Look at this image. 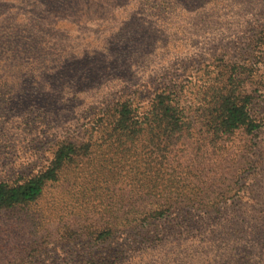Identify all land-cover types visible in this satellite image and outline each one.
I'll use <instances>...</instances> for the list:
<instances>
[{
    "label": "rangeland",
    "instance_id": "374dc122",
    "mask_svg": "<svg viewBox=\"0 0 264 264\" xmlns=\"http://www.w3.org/2000/svg\"><path fill=\"white\" fill-rule=\"evenodd\" d=\"M259 127L214 131L230 79ZM174 91L181 122L115 128ZM0 264H264V0H0Z\"/></svg>",
    "mask_w": 264,
    "mask_h": 264
},
{
    "label": "trees",
    "instance_id": "16d2710c",
    "mask_svg": "<svg viewBox=\"0 0 264 264\" xmlns=\"http://www.w3.org/2000/svg\"><path fill=\"white\" fill-rule=\"evenodd\" d=\"M232 81L233 78L226 85L228 88L225 93L213 104L214 131L229 133L244 127L252 132L259 125L251 119L249 96H241L238 92L239 86L235 87ZM157 98L158 102L146 112H140L130 101L120 102L115 110V128L123 135L138 133L141 126L147 123L149 115L153 118L167 119L170 128L178 126L184 114L174 91L163 92ZM74 152V144H62L55 154L51 167L46 171L27 178L22 184L12 180L0 181V209L36 199L42 193L45 183L55 178L60 164L69 159Z\"/></svg>",
    "mask_w": 264,
    "mask_h": 264
}]
</instances>
